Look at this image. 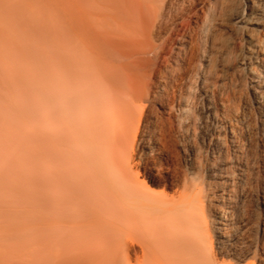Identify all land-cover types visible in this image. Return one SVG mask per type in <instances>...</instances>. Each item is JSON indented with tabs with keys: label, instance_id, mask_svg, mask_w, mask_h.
Returning <instances> with one entry per match:
<instances>
[{
	"label": "bare ground",
	"instance_id": "bare-ground-1",
	"mask_svg": "<svg viewBox=\"0 0 264 264\" xmlns=\"http://www.w3.org/2000/svg\"><path fill=\"white\" fill-rule=\"evenodd\" d=\"M172 1L79 15L61 31L71 43L35 68L44 126L1 130L0 151L23 160L39 142L54 210L41 197L36 233L2 236L0 264H264V0H196L189 17L177 8L183 31ZM37 2L0 0V69L19 87L33 68L18 36L40 24ZM156 35H169L166 55ZM209 79L222 98L205 88L204 108L192 84ZM11 110L0 100V118ZM14 211L0 198V220Z\"/></svg>",
	"mask_w": 264,
	"mask_h": 264
},
{
	"label": "rangeland",
	"instance_id": "rangeland-1",
	"mask_svg": "<svg viewBox=\"0 0 264 264\" xmlns=\"http://www.w3.org/2000/svg\"><path fill=\"white\" fill-rule=\"evenodd\" d=\"M38 4L40 6L37 7L40 24L36 27L35 25H30L28 28V31L26 32L28 39H25V37L18 36V38L22 42V50L20 53H23V55H20L25 62L29 63L33 70H31L29 73L22 74L19 71L17 72L18 82L23 81L26 87L24 86H17L16 81H11L6 78V74L0 69V88L4 91H0V100H2L5 103V106H11V113L12 114H5L2 115L3 118H0V131H4L6 133H11L12 136L16 134L17 131L28 133L31 130L37 131L38 129L43 128L44 126V120L40 113V83L41 79L38 76V70H35L38 65H43L45 62L49 63V61H56L57 55L60 50V45L63 44L65 46H68L72 41V36L68 35L63 36L62 35V29L67 28L69 26V23L71 20H75V18L79 15H84V13L91 12L90 14H94L97 16L98 20H103L106 14L112 13V12H118L120 10L129 9L134 5H131V2H134V4H139L141 6L146 7V9L152 10L154 8L153 6V0H37ZM131 1V2H130ZM194 1V3H193ZM196 0H173L171 8L174 10V8L182 12L183 9H187V12H185V16L189 17L192 15L191 10L196 8L195 5ZM28 2V1H27ZM193 3V4H192ZM30 4V3H29ZM174 4V5H173ZM175 6V7H174ZM187 8H185V7ZM35 7V9H36ZM191 8V9H189ZM167 10V12L164 13L165 17L167 19L170 18V15L175 13H179V17L176 15V26L178 25V28H180V31H183L184 28L182 26V17L180 16L181 12L177 10V12L174 13V11ZM159 10V9H158ZM161 10V9H160ZM175 10V11H176ZM190 10V12H189ZM170 11L171 14L167 13ZM31 12V11H30ZM154 12V11H153ZM161 12V11H160ZM157 13V12H156ZM88 14V13H87ZM92 14V15H93ZM191 14V15H189ZM89 15V14H88ZM188 15V16H187ZM181 17V18H180ZM166 18L163 21H166ZM162 21L161 24L162 25ZM178 21V22H177ZM182 25V26H181ZM181 26V27H180ZM173 27L168 28V31L161 32V35L163 36L164 32H168V34L171 31L172 33L176 34L175 28L171 30ZM68 30V29H66ZM170 30V31H169ZM160 33V32H159ZM158 33V34H159ZM167 34V33H165ZM161 35H156L155 44L162 45L164 47L158 49L163 52L166 55L167 50H170V40L168 36L161 37ZM170 35V36H171ZM62 36V37H61ZM160 36V37H159ZM160 38V39H159ZM163 38H165L168 42H166ZM166 44L164 45V43ZM163 43V44H162ZM166 49L165 48H168ZM163 49V50H162ZM166 51V52H165ZM161 52V53H162ZM169 52V51H168ZM25 53V54H24ZM158 61L163 60V55L159 54ZM46 59V60H43ZM32 63V64H31ZM33 71V72H32ZM205 74V73H204ZM211 79L208 80V87L206 84L202 83L199 80L194 81L192 84V88L195 90V92L198 94L197 99L200 107H206L208 105V101L206 100L205 96L203 94H200L202 90L205 88L208 89V93L210 95V101L219 103L221 101V96L214 88L212 87L210 83ZM19 94L22 98L21 103L11 104L12 102L7 97V94ZM14 114V115H13ZM29 141L31 140L30 137H28ZM32 144V150L34 148H38L39 142L37 143L36 139L32 138V141H30ZM30 144V143H28ZM38 144V145H37ZM206 149V148H205ZM204 149V150H205ZM32 150L27 151L26 155L23 160H20V158H16L15 154L13 153L14 150H11L7 153H5V150L0 151V180L2 185H4L7 190H9V196L11 197V200L8 199V196L0 195L1 200L3 201L4 205L7 208H12V210H15L11 214H7L0 220V238L2 236L11 237L12 241H14L15 238L20 239L19 241L27 240V238L31 235H34L36 233L39 217L42 209L40 206V200L41 197L43 201V206L48 205L52 207H49V209L52 208L54 210V200L51 201V199L48 198L46 191L44 190L43 196L41 194V189L39 187V181L41 180V174L44 166V162L40 160L37 157L32 156ZM207 150V149H206ZM209 151V150H208ZM232 153V150H231ZM29 155V156H28ZM53 163L50 164L52 166ZM134 166L135 175H137L140 179V182H145L146 179L151 178L150 176V170L146 166H140L136 167ZM145 168V170H144ZM149 172V173H148ZM139 174V175H138ZM239 174L235 175V181L236 185L239 182ZM146 177V178H144ZM3 178L5 179V183H2ZM17 180V183L21 185L23 183V187L19 186V189L13 188L11 185H9V181L11 180ZM157 180V179H156ZM31 183L35 188L31 190V188L28 187L27 184ZM163 181H161V184ZM163 185L158 187L160 189ZM164 188V187H163ZM166 189V188H165ZM165 189H163L165 191ZM162 190V188H161ZM169 190V189H168ZM166 189L167 192H170ZM236 189L233 188V193L235 194ZM45 199V200H44ZM48 203V204H46ZM57 203V202H56ZM46 204V205H45ZM245 204H247V207H250L253 211H258L257 209V203H255L254 198H247L245 200ZM48 205V206H49ZM46 206V207H48ZM45 207V208H46ZM44 208V207H43ZM52 210L51 213H52ZM54 212V211H53ZM53 214V213H52ZM14 238V239H13ZM6 240L7 241H11ZM16 239V240H18ZM1 240V239H0ZM4 242V243H5ZM12 243V242H9ZM15 243V241L13 242ZM12 243V244H13ZM6 244V243H5ZM4 245V244H3ZM9 247V246H8ZM227 261V259H225ZM249 261V260H247ZM246 262V261H245ZM244 264V262L242 263Z\"/></svg>",
	"mask_w": 264,
	"mask_h": 264
}]
</instances>
